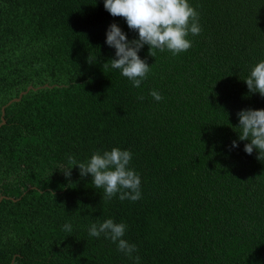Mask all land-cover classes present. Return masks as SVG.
I'll return each mask as SVG.
<instances>
[{"label":"trees","instance_id":"16d2710c","mask_svg":"<svg viewBox=\"0 0 264 264\" xmlns=\"http://www.w3.org/2000/svg\"><path fill=\"white\" fill-rule=\"evenodd\" d=\"M190 3L192 47L152 57L145 45L151 72L135 88L103 68L110 24L138 39L104 0H0V108L30 87L0 126V264H135L89 235L108 218L126 223L139 264H264V158L235 128L238 111L264 109L244 82L264 60V0ZM113 147L133 154L138 201L102 199L78 166L62 172L70 155Z\"/></svg>","mask_w":264,"mask_h":264},{"label":"clouds","instance_id":"9594fccd","mask_svg":"<svg viewBox=\"0 0 264 264\" xmlns=\"http://www.w3.org/2000/svg\"><path fill=\"white\" fill-rule=\"evenodd\" d=\"M104 8L113 17L124 18L128 28L138 33V39L129 40L118 24H110L105 43L115 49V58L103 65V68L110 65L112 69L119 70L135 88H139L151 72L147 60L138 54L145 45L149 47V56L154 57L156 50H167L176 56L192 47L190 35L197 36L202 31L199 12L190 0H104ZM89 62H92L90 57ZM244 82L249 92L264 97V60L251 68ZM150 95L157 102L163 100L156 90H152ZM237 116L239 123L235 128L239 129V140L249 141L244 145V151L250 155L255 149L258 159L264 158V109H243L237 112ZM237 146V141H233L232 147ZM132 158L131 151L118 147L103 152L98 150L87 162H78L70 155L68 167L62 172L68 178L72 168L78 166L81 177L91 174L94 187L103 189L102 199L111 200L118 196L121 201L135 202L142 198L141 177L130 167ZM63 230L71 232V223H65ZM126 230V223L108 218L91 224L88 231L92 237L99 238L103 234L117 244L119 251L139 264V257L133 256L137 251L136 245L123 238Z\"/></svg>","mask_w":264,"mask_h":264},{"label":"water","instance_id":"95a60500","mask_svg":"<svg viewBox=\"0 0 264 264\" xmlns=\"http://www.w3.org/2000/svg\"><path fill=\"white\" fill-rule=\"evenodd\" d=\"M29 89H30V87H27L26 90H25L24 92H20L16 98H13V99H11L10 101H8V102L5 104V106L9 105L11 102H16V101H18V100L20 99V97H21L23 94H25ZM5 106H2V107L0 108V126H2V125L4 124L3 113H4V107H5ZM2 198H3V197H0V200H1ZM10 264H12V261L10 262Z\"/></svg>","mask_w":264,"mask_h":264}]
</instances>
